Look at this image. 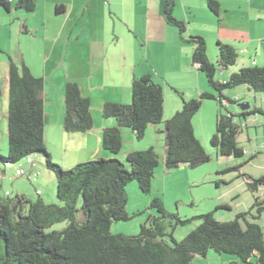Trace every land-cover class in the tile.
<instances>
[{
    "label": "trees",
    "instance_id": "16d2710c",
    "mask_svg": "<svg viewBox=\"0 0 264 264\" xmlns=\"http://www.w3.org/2000/svg\"><path fill=\"white\" fill-rule=\"evenodd\" d=\"M175 2L164 0L165 21L175 26L181 38L193 45L192 63L204 73L216 95L202 92L196 98L185 99L181 92L175 91L182 101L181 108L164 119L162 86L154 82L150 74L134 77L129 103L108 101L102 105V115L114 118L116 125L103 129L101 144L110 153L117 154L122 146L119 127L130 128L135 138L141 139L149 125L163 122L165 169L183 164L191 168L198 166L207 162L210 155L195 137L191 120L203 99L215 98L220 108L209 143L222 157H242L245 152L237 141L241 128L236 117L245 120L252 114H264V110L253 107L237 114L230 112L227 105L238 104L239 99L226 96L225 90L246 85L255 93L264 92V66L241 67L226 81L216 79L217 70L228 69L236 63V49L218 41L216 64L211 62L202 36H184L185 22L173 15ZM206 3L218 16L219 2L207 0ZM0 6L9 9L10 2L0 0ZM14 6L31 12L36 0H16ZM55 10L61 13L64 6L57 5ZM8 64V152L6 156L0 154V174L6 175L9 170L5 166L7 162L16 165L24 158L41 154L45 166L56 177L59 203H46L41 198L30 200L19 193L10 196L2 193L0 185V264H191L195 256H205L209 249L235 255L238 260L229 264H253L252 259L256 264H264V231L257 222L248 219H257L264 212V198L257 196L248 210L223 221L217 220L212 212L183 219L167 212L162 201L155 197L150 207L158 214L149 215L140 224L137 234H113V222L129 218L125 209L126 184L136 180L140 191L149 193L154 169L160 162L159 154L152 146L130 151L126 155L129 168L116 158L103 157L77 163L68 169L53 163L44 143V79L33 75L23 61L17 63L8 56ZM64 106L62 127L65 132L83 133L93 127L90 99L82 94L75 81L65 84ZM246 185L249 191L256 192L264 185V175L248 176ZM254 207L256 215L251 213ZM218 208L229 209L230 206L225 203ZM192 219H199L200 223L181 240H176L174 228ZM62 221H66V225L60 230H47Z\"/></svg>",
    "mask_w": 264,
    "mask_h": 264
},
{
    "label": "crops",
    "instance_id": "0c3cea01",
    "mask_svg": "<svg viewBox=\"0 0 264 264\" xmlns=\"http://www.w3.org/2000/svg\"><path fill=\"white\" fill-rule=\"evenodd\" d=\"M8 1L9 9L0 6V134L7 132L10 56L44 79L45 147L67 169L111 157L101 136L116 121L105 118L101 108L108 101L129 103L134 77L150 74L162 86L164 119L182 104L171 90L185 99L209 91L205 76L192 63L193 45L165 21L164 0H36L31 12L15 8L16 0ZM216 1L218 16L208 9L207 0H176L173 15L185 22L184 36H202L208 48L218 41L232 45L238 53L236 63L241 53L248 56V64L238 69L264 66V0ZM57 5L64 11L57 13ZM70 80L91 102L93 127L87 132L67 133L62 127L64 89ZM257 197L263 199L264 193Z\"/></svg>",
    "mask_w": 264,
    "mask_h": 264
},
{
    "label": "rangeland",
    "instance_id": "374dc122",
    "mask_svg": "<svg viewBox=\"0 0 264 264\" xmlns=\"http://www.w3.org/2000/svg\"><path fill=\"white\" fill-rule=\"evenodd\" d=\"M206 52L208 58L212 61L209 60L216 64L215 60L218 57L217 45L210 43ZM239 57L236 67L230 68V66L228 69L217 70L215 78L219 81L228 79L232 70L236 72L242 64H248V56L241 53ZM207 85H209L208 82ZM247 88L246 85H238L226 89L225 93L230 98H238V103L248 102L251 109L254 106L264 109V92H248ZM207 92L216 95V91L210 85ZM170 93L174 97L177 95L173 90ZM219 108L220 104L215 98L203 99L200 109L192 117L194 135L210 155V159L207 162L192 168L183 164L170 170L165 169L163 159H161L165 150L163 122L149 125L141 139H136L130 128L119 127L122 136V146L117 154H112L106 150V153L111 156L109 158H116L126 168H129L126 162L128 152L144 150L152 146L159 154L160 162L154 169L149 193H142L136 180H131L126 184L127 202L125 209L129 218L124 221L113 222L111 225L113 234H119L117 232H120V230L124 231L125 233L122 234L125 235L137 234L140 224L149 215L158 214L155 208L150 207V202L155 197L162 201L167 212L176 213L183 219L195 218L200 214L212 212L217 220L221 219L223 221L234 218L237 212L248 210L253 204L254 196H263L264 185H260L256 192H251L247 188L246 178L248 176L257 178L264 175V114L256 113L249 120L247 119L248 117L246 120L242 119V117L241 119L238 116L236 117L237 123L241 128L237 135V141L245 153L238 158L222 157L218 155L216 149L209 143L215 131L216 113ZM227 108L230 112L236 114L240 111L237 104L229 103ZM157 125L162 132L157 131ZM7 152L8 141L6 132L3 135L0 134V154L6 156ZM252 155L254 156L250 158ZM31 158L33 160L32 164H27L25 158L20 164L26 174L30 172L32 165L33 172H36L37 176L34 178L33 176L27 178L25 174L14 176L12 168L6 170V175L0 174L2 193L7 194L8 192L10 196H14L17 193L16 190H20L22 193L19 194H23L30 200L41 198L46 203H59L56 197V177L45 166L44 156L34 154ZM54 160L51 158L53 163L67 169ZM245 160L247 161L244 162ZM240 164L241 166L237 170H232L233 167ZM36 189L40 191V195L36 194ZM225 203L230 206L229 209H216L218 205ZM251 213L256 215L255 207L251 210ZM78 218L79 220L82 219L81 214L78 215ZM248 219L257 222L264 231V212L257 219ZM199 223V219H192L188 223L176 226L173 230L174 238L181 240ZM65 225L66 221L58 222L47 230H60ZM237 260L235 255L217 253L209 249L205 256H195L191 264H229ZM252 262L256 264L254 259H252Z\"/></svg>",
    "mask_w": 264,
    "mask_h": 264
},
{
    "label": "built area",
    "instance_id": "2783aa9c",
    "mask_svg": "<svg viewBox=\"0 0 264 264\" xmlns=\"http://www.w3.org/2000/svg\"><path fill=\"white\" fill-rule=\"evenodd\" d=\"M223 103L225 104V105H227L228 103L226 102V101H223ZM25 162L27 163V164H32V162H33V160L30 158V157H27L26 159H25ZM5 166L7 167V168H9V169H13V172H14V176H22V175H26L27 176V178H31V176H33V178L35 177V176H37V173L36 172H33V169H32V165H31V168H30V172H28L27 174H26V171L23 169V167L21 166V164H20V162L19 163H17L16 165H12V164H10V163H6L5 164ZM39 191H36V193H38ZM7 194H8V192H7Z\"/></svg>",
    "mask_w": 264,
    "mask_h": 264
},
{
    "label": "water",
    "instance_id": "95a60500",
    "mask_svg": "<svg viewBox=\"0 0 264 264\" xmlns=\"http://www.w3.org/2000/svg\"><path fill=\"white\" fill-rule=\"evenodd\" d=\"M237 106L239 107V109L241 111L243 110H248L250 108V104L248 102H241V103H238Z\"/></svg>",
    "mask_w": 264,
    "mask_h": 264
}]
</instances>
